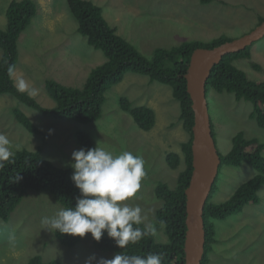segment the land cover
<instances>
[{"label": "rangeland", "instance_id": "rangeland-1", "mask_svg": "<svg viewBox=\"0 0 264 264\" xmlns=\"http://www.w3.org/2000/svg\"><path fill=\"white\" fill-rule=\"evenodd\" d=\"M13 0H0V29L7 27V8ZM39 12L18 42L19 61L13 72L16 81L22 77L37 89L31 96L41 106L53 108L54 101L45 90L46 80L66 87L81 89L91 71L102 65L104 54L89 46L77 32L67 0H33ZM102 9L103 16L118 35L151 60L158 48L169 49L184 42H212L221 35L233 40L251 32L264 17V0H214L203 5L199 0H91ZM36 3V4H37ZM38 6V5H37ZM250 60L239 59L234 64L253 81H264V39L251 48ZM3 51L0 49V61ZM255 63L260 69H254ZM101 118L89 124L57 120L42 116L11 95H0V133L10 140V150L36 151L43 146V157L59 169L69 166L74 150L82 149L76 139L78 131L87 132L95 143L118 155L129 151L145 161L146 175L135 197L126 203L140 206L144 223L155 226L157 243H167L163 228L156 224L161 202L155 187L161 181L176 188L178 176L185 169L181 145L189 140L180 121V105L172 89L148 77L128 73L124 80L110 87L106 94ZM129 99L133 106H145L156 113V124L150 131L141 130L132 117L121 109L120 100ZM209 110L219 152L227 155L236 135L257 139L264 144V129L251 118L253 106L238 101L233 94H208ZM14 108L24 112L39 128L32 134L14 117ZM51 130V131H50ZM171 152L181 156V164L172 169L167 162ZM257 175L248 165H224L217 181V192L211 203L223 204L244 183ZM259 205H245L241 212L226 220H212L216 243L209 255V264H264V187L259 191ZM64 208L45 192L29 190L8 221L0 220V264H27L33 257L44 261L58 260L66 264H85L95 255L112 259L116 252L95 249L91 233H87L74 248L63 246L55 231L44 229L43 217L54 216Z\"/></svg>", "mask_w": 264, "mask_h": 264}, {"label": "trees", "instance_id": "trees-1", "mask_svg": "<svg viewBox=\"0 0 264 264\" xmlns=\"http://www.w3.org/2000/svg\"><path fill=\"white\" fill-rule=\"evenodd\" d=\"M199 1L203 5H208L214 0ZM36 3L33 0H13L7 8V27L5 30L0 29V49L3 51L0 61V95H11L30 109L48 118L89 124L101 118L107 90L121 83L128 73L142 75L148 77L152 83L158 82L169 86L172 89L173 98L179 102L180 121L189 135V140L181 145L185 169L178 176L176 188H171L161 181L155 187L154 194L162 204L156 213V224L158 228L164 229L168 242L157 243L153 235H146L136 244H129L125 249H120L105 231L100 241L95 240L94 246L98 251L124 252L143 258L150 253H161L163 254L162 264H184V243L187 230L185 191L193 172L191 145L192 128L195 122L185 75L194 50L197 48L211 49L231 39L226 35H221L206 45L194 41L184 42L169 49L158 48L154 51L153 58L149 60L118 35L117 30L111 27L103 16L102 9L93 1L67 0L69 10L78 24L77 32L86 38L89 46L102 52L106 61L91 71L81 89L46 80L45 90L55 106L45 108L27 93L18 92L13 73L12 75L8 73L10 65L15 70L18 64V42L21 35L30 27L39 12V4ZM263 22L264 17H259L258 25ZM251 48L229 54L214 66L206 84L207 99L210 90L213 89L218 93L233 94L238 101L250 102L253 106L251 118L264 129V81L249 79L246 73L234 64L239 59L250 60L252 58ZM251 65L254 69H260L255 63L251 62ZM120 105L121 109L132 117L141 130L148 132L155 126L156 113L153 109L133 106L127 98H122ZM14 117L30 133H41L21 110L14 108ZM212 129L216 140L213 124ZM76 139L85 150L95 148L94 141L85 131H78ZM42 148L43 146H40L36 151L26 149L17 151L13 153L10 161L4 162L3 167H0V220H9L29 190L49 194L64 208L75 207L80 192L71 179L73 172L70 169H59L54 166L43 157ZM219 155L221 159L219 175L224 165L240 167L243 164L254 168L257 175L241 185L228 201L219 205L211 203V197L217 192V178L204 209L206 243L202 264H209V255L213 244L216 243L215 226L212 220L223 221L241 212L245 205H259L261 203L259 191L264 187V144L257 139H247L243 133H239L234 137L232 150L225 156L220 152ZM166 159L172 169H177L182 161L181 156L175 152L169 153ZM18 175L22 179L16 181ZM140 227L143 230V224ZM55 236L63 246L68 248L76 247L83 239L79 236L58 232H55ZM27 264L66 263L58 260L46 262L41 256H35Z\"/></svg>", "mask_w": 264, "mask_h": 264}, {"label": "clouds", "instance_id": "clouds-1", "mask_svg": "<svg viewBox=\"0 0 264 264\" xmlns=\"http://www.w3.org/2000/svg\"><path fill=\"white\" fill-rule=\"evenodd\" d=\"M14 71L8 67L9 75ZM20 93L35 96L37 89L30 87L22 77L15 81ZM51 131V130H50ZM10 140L0 133V167L13 157ZM69 166L74 169L71 177L80 196L75 207L60 209L54 216L43 217L44 229L60 234L85 237L91 233L94 240L100 241L104 232L115 241L120 249L129 244H136L146 235L157 234L155 226L145 224L140 206H129L126 201L135 197L145 177V161L142 157L123 151L118 155L101 147L74 150ZM22 179L19 175L16 181ZM143 224V230L140 225ZM95 255L90 256L85 264H92ZM163 254L139 255L116 254L112 259L100 258L97 264H162Z\"/></svg>", "mask_w": 264, "mask_h": 264}, {"label": "water", "instance_id": "water-1", "mask_svg": "<svg viewBox=\"0 0 264 264\" xmlns=\"http://www.w3.org/2000/svg\"><path fill=\"white\" fill-rule=\"evenodd\" d=\"M264 39V22L240 38L214 48H197L185 75L195 122L192 128V176L185 191L186 235L184 264H202L205 254L204 209L219 175L221 159L213 136L206 84L222 58L246 50Z\"/></svg>", "mask_w": 264, "mask_h": 264}]
</instances>
